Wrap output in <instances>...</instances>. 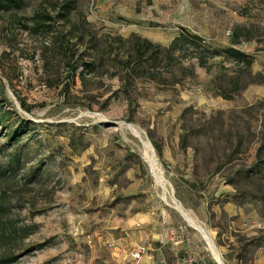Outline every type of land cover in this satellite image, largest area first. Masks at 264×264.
Segmentation results:
<instances>
[{"label":"rangeland","instance_id":"rangeland-1","mask_svg":"<svg viewBox=\"0 0 264 264\" xmlns=\"http://www.w3.org/2000/svg\"><path fill=\"white\" fill-rule=\"evenodd\" d=\"M24 1L15 18L0 14V107L10 113L0 124V257L115 264L116 252L134 249L139 264H216L202 235L175 210L180 206L223 264H264V247L243 250L264 237L260 205L249 195L264 191V170L250 180L244 173L258 158L264 163V0H74L81 15L71 14L74 37L87 30L105 51L93 59L94 70L78 69L74 83L65 60L71 44L59 35L70 26L55 19L48 33L33 35L13 22L36 11L53 17L64 0ZM79 18L88 24L81 27ZM183 31L217 50L232 47L237 33L234 48L252 58L250 68L242 74L217 58L207 69L182 61L166 74L156 64L155 81L126 85L120 61L132 35L166 47ZM78 47L76 56L87 61V35ZM128 126L151 144L164 190ZM17 129L22 135L9 142ZM239 190L248 194L238 198Z\"/></svg>","mask_w":264,"mask_h":264},{"label":"trees","instance_id":"trees-1","mask_svg":"<svg viewBox=\"0 0 264 264\" xmlns=\"http://www.w3.org/2000/svg\"><path fill=\"white\" fill-rule=\"evenodd\" d=\"M25 8L24 0H0V14H8L9 16L15 18L16 13H19ZM74 16L81 17L80 13L76 12L75 1L74 0H64L62 4L59 5V9L57 13L52 17V15L46 11H36L32 14L28 19L25 18H17L13 20L14 24L22 25L25 31L33 35H40L42 33H48L52 28V22L58 20L61 22L62 26H70V30L68 33L59 32V35L63 41H66L70 45V49L68 50L69 55L65 58L67 66L70 68V77L71 82L74 83V78L78 74V69L80 67H84L85 70L87 67H91V70L95 69L94 66V58L96 54L103 55L105 54L104 50H102L99 41L96 40L94 36L88 34L87 30L83 29V33L87 35L89 47L85 49V56H88L89 59L85 61L84 57L79 54V47L83 45V39L85 35H78L74 37V30L76 29V25L72 23L71 14L74 12ZM23 24H22V23ZM78 22L81 27H85L88 23L84 20V18H79ZM239 31V30H238ZM76 38V43H70V40ZM116 42L119 45V49L123 48L125 42L121 38H117ZM232 47H227L223 49H212L208 47L202 42V39L198 36L191 35L187 32H182L177 35L168 46L162 47L160 45L152 44L150 41L146 39H141L138 36L132 35L130 39V53L122 56L120 63L123 65L124 70V78L126 85H129L135 80H151L155 81L156 77L151 72V69L155 67L156 64H162L163 70L166 74L170 73L171 70L175 66H180L182 61H195L198 68L207 69L209 68V62L213 61L217 58H222L223 61L232 62L238 69L239 73H246L252 64V58L249 55L237 50L234 48L235 45L239 44V35L233 34ZM78 47V48H76ZM93 56V57H92ZM91 57V58H90ZM131 61H134L135 67H131ZM185 76L192 77L194 75L191 69H184ZM81 82L84 84L86 80L84 77L79 74ZM231 86L233 91L238 90V81L236 77L230 75ZM161 78V79H160ZM162 80V77H159ZM219 96L222 97L223 100H230L229 95L225 92H220ZM20 108L23 111L28 112L27 107L20 100ZM10 116L9 111L6 109H2L0 107V124L5 126L7 124V119L4 117ZM22 135L20 130L14 131L10 135L9 142H15L18 137ZM158 157H160V149L157 144L152 143ZM71 149L75 150V147H72V143L70 145ZM16 162L19 163V159H16ZM264 170V163L260 162V158L252 165V170L244 171L246 180L251 179V175L248 174H260ZM230 184H233L230 181ZM259 192L257 194L249 193L252 195L254 199L260 205V209L258 210L257 217L259 219L264 220V191L258 189ZM247 191H237L236 197H240L242 195H247ZM235 197V196H234ZM239 200V204L242 205L244 199L242 197ZM2 213V207L0 206V218ZM262 233V230L259 231ZM4 237V232L0 230V240ZM253 244L257 248L264 247V237H257L251 239L249 243L243 246V250L246 252L247 247ZM241 258V256H240ZM17 261V256L14 254L2 255L0 257V264H14Z\"/></svg>","mask_w":264,"mask_h":264},{"label":"bare ground","instance_id":"bare-ground-1","mask_svg":"<svg viewBox=\"0 0 264 264\" xmlns=\"http://www.w3.org/2000/svg\"><path fill=\"white\" fill-rule=\"evenodd\" d=\"M129 131L132 133V135L138 140V142L140 143V147H141V153L145 159V161L147 162L148 166L150 167L155 180L159 181L162 185L160 186L163 190H164V186H168V183L163 179V177L161 176L160 172H159V166L158 163L155 159L154 156V151L151 147V145H149V142L146 141V139L144 138L142 132H140L138 129L132 127V126H128ZM162 200L165 203H168V201L166 200V198L162 197ZM176 210L183 216V218L186 219V221L190 222V224L195 225L189 218L188 214L180 207V206H176L175 207ZM196 226V225H195ZM202 232V231H201ZM202 237H204L205 241L208 242L207 238L205 237V235H202ZM211 253L213 255V257L218 261H215L216 264H222V260L221 258L218 259V255L217 253L214 251V249L211 247Z\"/></svg>","mask_w":264,"mask_h":264},{"label":"crops","instance_id":"crops-1","mask_svg":"<svg viewBox=\"0 0 264 264\" xmlns=\"http://www.w3.org/2000/svg\"><path fill=\"white\" fill-rule=\"evenodd\" d=\"M176 210V209H175ZM177 211V210H176ZM178 212V211H177ZM179 213V212H178ZM180 214V213H179ZM235 215L237 216V217H239V221H243V219H244V214H242V212L240 211V210H238V211H236L235 212ZM180 216L181 217H183L181 214H180ZM184 220H186L185 218H184ZM191 220V219H190ZM143 221L144 222H146V224H149V223H151L152 222V218H151V216L150 215H147V217H143ZM186 222H188V221H186ZM258 223L260 224V225H262V226H264V222H260V219H258ZM188 224L189 225H191L192 226V228H194L199 234H201V235H205V237L207 238V240H208V242L207 241H205V239H204V237H203V239H204V241L207 243V246H208V249H209V252H210V254H211V256H212V258L214 259V261H218L219 262V260H216L214 257H213V255H212V253H211V247L214 249V251L217 253V251L215 250V248H214V246H213V244H212V242H211V240H210V238H209V236L207 235V233L203 230V229H201L200 227H198L195 223V225H192V224H190V222H188ZM144 225V224H143ZM202 231V232H201ZM144 235H147L146 233L144 234ZM148 235H151V233L149 232L148 233ZM159 238H163V236H159ZM140 247H138V249H139ZM116 251H117V249H116ZM135 252V250L134 249H132L128 254H121V253H118V252H116V254H115V256H116V259H114V261L116 262V263H119V264H139L138 262L137 263H135L134 261H132V254ZM217 255H218V259H220V256H219V254L217 253ZM145 258V257H144ZM148 259V258H147ZM192 259V258H191ZM188 261V260H187ZM195 262V261H194ZM158 264H164L163 262H159Z\"/></svg>","mask_w":264,"mask_h":264},{"label":"built area","instance_id":"built-area-1","mask_svg":"<svg viewBox=\"0 0 264 264\" xmlns=\"http://www.w3.org/2000/svg\"><path fill=\"white\" fill-rule=\"evenodd\" d=\"M78 231H79V229L76 227L75 229H74V235H76L77 233H78ZM140 250V249H139ZM140 251H136V252H134L133 254H132V259L134 260V261H138L139 260V258H140ZM115 264H119V263H115ZM187 264H195V262H194V260L193 259H188V261H187Z\"/></svg>","mask_w":264,"mask_h":264},{"label":"water","instance_id":"water-1","mask_svg":"<svg viewBox=\"0 0 264 264\" xmlns=\"http://www.w3.org/2000/svg\"><path fill=\"white\" fill-rule=\"evenodd\" d=\"M149 145H151V144L149 143ZM171 196L173 197V194H171ZM173 199H174V197H173ZM222 264H223V262H222Z\"/></svg>","mask_w":264,"mask_h":264}]
</instances>
